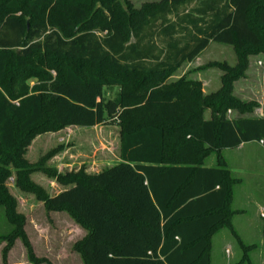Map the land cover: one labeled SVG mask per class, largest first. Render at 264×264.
Here are the masks:
<instances>
[{
	"label": "trees",
	"instance_id": "16d2710c",
	"mask_svg": "<svg viewBox=\"0 0 264 264\" xmlns=\"http://www.w3.org/2000/svg\"><path fill=\"white\" fill-rule=\"evenodd\" d=\"M211 42L240 57L223 65L215 93L203 94L198 79L169 80ZM257 50H264V0H160L139 8L131 0H0V206L11 225L3 264L16 239L31 264H52L35 255L25 233L6 185L13 173L17 188L86 230L72 247L83 264H210V239L228 222L240 181L220 151L264 145V117L243 116L256 104L232 94ZM29 76L37 79L31 86ZM109 84L120 86L113 98L104 97ZM228 109L240 115L229 118ZM114 118L119 162L97 172L46 169L64 187L53 195L30 179L45 172L25 158L36 135ZM48 153L41 162L55 150Z\"/></svg>",
	"mask_w": 264,
	"mask_h": 264
},
{
	"label": "rangeland",
	"instance_id": "374dc122",
	"mask_svg": "<svg viewBox=\"0 0 264 264\" xmlns=\"http://www.w3.org/2000/svg\"><path fill=\"white\" fill-rule=\"evenodd\" d=\"M158 1L160 0H131L135 8ZM15 14L20 15V11ZM239 59V54L233 46L211 42L194 60L182 63L169 76V80H176L180 76L198 79L201 82L203 94L215 93L221 87L223 75L226 72L223 65L232 67ZM43 68L55 76V71L47 67L46 64L43 65ZM13 69L17 68L13 67ZM26 82L31 86L37 82V79L29 76ZM119 90V85H106L104 97L113 98ZM232 94L240 101H254L256 104L243 116L264 117V50H257L247 56V67L243 75L232 83ZM239 115L234 109L226 111V116L229 118ZM203 116L209 118L210 109H206ZM119 129V121L114 118L107 119L106 123L99 124L95 128L68 127L61 132H46L36 135L26 150L25 158L32 165L45 166V172L35 171L30 174V179L46 195H53L59 192L62 186L55 181L53 176L46 173V169L64 173L83 166L87 172H95L96 170L93 168L99 167L97 170H100L105 166L97 164L100 159L114 163L118 157ZM60 145L63 147L61 151L58 149ZM52 150H55V153L48 155L47 159L41 162L40 158ZM232 151H240L244 156L243 162L236 163V166H239V171L232 174L240 179V184L235 185L237 194L243 197L248 195L252 200L264 199V188L261 187L264 185V151L261 152L257 144H249L237 150L223 149L220 151L222 158L224 159V156L227 155L231 158L230 161L224 162L226 167L236 157ZM248 154L250 157L246 159ZM205 164L210 166L216 164L215 153H211L206 158ZM13 178L14 173L7 179L6 185L9 193L16 200V210L25 216L24 230L33 249V244L35 245V255L47 258L52 264H83L81 259V262L77 263L78 259L74 260L68 257L74 255L73 240L78 236L73 227V219L65 211L48 210L43 201L38 200L34 193L23 192L17 188ZM10 229L11 225L0 206V264H3L2 250L7 245V241L2 236ZM255 230L254 237L246 239L249 244L253 243L249 249L237 245L238 242L235 244L231 239L233 244L231 254L225 253L224 249L217 247L215 239L211 237L210 264H235L239 259H242L244 254L250 257L251 264H264V230H262L260 221L256 222ZM19 241L11 250L13 243L6 253L7 264H31L27 260L21 240ZM212 243L213 247H211ZM231 243H229L230 246ZM242 264H248V261L246 260Z\"/></svg>",
	"mask_w": 264,
	"mask_h": 264
},
{
	"label": "crops",
	"instance_id": "0c3cea01",
	"mask_svg": "<svg viewBox=\"0 0 264 264\" xmlns=\"http://www.w3.org/2000/svg\"><path fill=\"white\" fill-rule=\"evenodd\" d=\"M98 125H94L91 126V128H95ZM69 127H76L78 128V126H69ZM68 129V127L64 128V130ZM63 130V129H62ZM60 130V132L62 131ZM249 144H257V146L260 148L261 152L264 151V145H262L261 142H257V141H251V142H247V143H243L241 145H239L236 148H232V149H225V150H237L238 148H241L243 146H247ZM233 154L236 156L233 158V160L231 161V163L228 165V169L231 172V174L233 173H237L239 170V166H236L237 162H243V155L241 154L240 151H232ZM250 156L249 154L246 156V159H248ZM224 159L226 162L230 161V156H224ZM98 165H105V166H109L112 164H115L117 162H119V158L117 157V160L114 163H109L107 160H98L97 161ZM104 166V167H105ZM97 168H93L94 170H96L95 172L99 171L97 170ZM236 184H240V181L238 183H235L233 188H232V198L231 201L229 203V210L231 212V216L228 220L227 223H225L224 225H222L213 235H212V239H215V242L217 243V247L224 249V252L231 254V252H233V244L231 243V239L234 240L235 244L240 245L243 248L249 249L248 246H252L253 243H248L246 239L248 238H252L254 237V233H255V228H256V222L260 221L261 222V226H262V230H264V199L261 200H257L254 199L252 200L248 195H245L244 197L242 195H238L236 192ZM262 188H264V185H261ZM64 187L62 186L61 189H63ZM73 227L74 230H76V232L78 233V236L76 239L73 240V244L81 239H83L86 235V230L82 227H80L78 224H76L75 222H73ZM246 241V242H245ZM20 242L18 239H16V241L14 242V245L12 246L11 250L14 249V246ZM231 243L232 245L230 246ZM22 244V243H21ZM33 244V243H32ZM234 244V245H235ZM23 246V245H22ZM34 246V252L35 250V245ZM213 247V243L212 246ZM218 248V249H219ZM23 250H24V246H23ZM74 255H70L68 257H71L72 259L75 260L78 259L77 263L81 262V258L79 256V254L77 252H74ZM248 264H251V260L249 257ZM239 261L235 262V264L239 263ZM211 263V260H210ZM234 264V263H233Z\"/></svg>",
	"mask_w": 264,
	"mask_h": 264
}]
</instances>
